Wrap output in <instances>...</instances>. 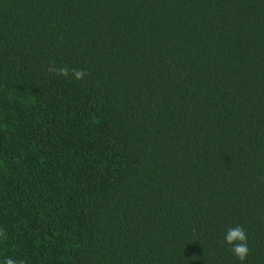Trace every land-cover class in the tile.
I'll return each instance as SVG.
<instances>
[{"label": "trees", "instance_id": "1", "mask_svg": "<svg viewBox=\"0 0 264 264\" xmlns=\"http://www.w3.org/2000/svg\"><path fill=\"white\" fill-rule=\"evenodd\" d=\"M236 225L264 264V0H0V264H241Z\"/></svg>", "mask_w": 264, "mask_h": 264}, {"label": "clouds", "instance_id": "2", "mask_svg": "<svg viewBox=\"0 0 264 264\" xmlns=\"http://www.w3.org/2000/svg\"><path fill=\"white\" fill-rule=\"evenodd\" d=\"M52 70L65 78L69 75V69L67 67L59 69L53 67ZM72 74L77 80L83 79V77L87 75V73L81 69H72ZM223 243L230 246L231 253L242 264L249 254L248 237L244 228L240 225L228 227L224 235ZM5 264H15V262L12 259H8Z\"/></svg>", "mask_w": 264, "mask_h": 264}]
</instances>
